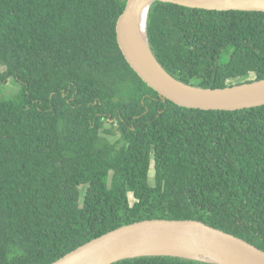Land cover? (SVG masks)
Returning a JSON list of instances; mask_svg holds the SVG:
<instances>
[{"label": "trees", "instance_id": "16d2710c", "mask_svg": "<svg viewBox=\"0 0 264 264\" xmlns=\"http://www.w3.org/2000/svg\"><path fill=\"white\" fill-rule=\"evenodd\" d=\"M127 1L0 0V86L20 85L0 96V264H52L145 220L201 222L264 251V106L163 101L119 48ZM147 38L185 84L264 80V12L154 2ZM107 122L115 143L100 134Z\"/></svg>", "mask_w": 264, "mask_h": 264}, {"label": "water", "instance_id": "95a60500", "mask_svg": "<svg viewBox=\"0 0 264 264\" xmlns=\"http://www.w3.org/2000/svg\"><path fill=\"white\" fill-rule=\"evenodd\" d=\"M154 2L209 11L264 12V0H128L116 24L117 42L125 60L163 101L203 111L264 106V80L212 89L188 85L170 75L153 55L147 38V17ZM141 9L146 10L144 44L138 32ZM213 255L224 257L226 263L213 260ZM152 256L180 257L209 264H264V251L243 239L201 222L184 220H145L122 226L52 264H114Z\"/></svg>", "mask_w": 264, "mask_h": 264}, {"label": "rangeland", "instance_id": "374dc122", "mask_svg": "<svg viewBox=\"0 0 264 264\" xmlns=\"http://www.w3.org/2000/svg\"><path fill=\"white\" fill-rule=\"evenodd\" d=\"M1 69L4 70V68H1ZM0 89H1L0 96L6 97V98H11L14 94H16L20 90V85L17 84L14 80H10L8 83H4L2 86H0ZM110 126H111L110 123L107 122L104 126L105 128L101 131V135L104 136L110 143H114L118 139V136H111L107 132L104 131L105 129L106 130L109 129ZM153 174H154L153 170L151 169V172H150L151 181L153 179ZM86 189H87V186H85V185L80 186L82 199L85 196ZM130 197H131V202H133L134 199H133L132 195H130Z\"/></svg>", "mask_w": 264, "mask_h": 264}, {"label": "bare ground", "instance_id": "6f19581e", "mask_svg": "<svg viewBox=\"0 0 264 264\" xmlns=\"http://www.w3.org/2000/svg\"><path fill=\"white\" fill-rule=\"evenodd\" d=\"M145 13H146V10L145 9H141L139 11V15H138V32L140 33L139 36L141 37L142 36V40L141 42L144 44L145 43V34H144V30H143V23H144V20H145ZM140 23L142 24V29L141 31H139V26H140ZM213 260L215 261H219V262H222V263H226V260L224 259V257L220 256V255H213Z\"/></svg>", "mask_w": 264, "mask_h": 264}, {"label": "flooded vegetation", "instance_id": "af4514ba", "mask_svg": "<svg viewBox=\"0 0 264 264\" xmlns=\"http://www.w3.org/2000/svg\"><path fill=\"white\" fill-rule=\"evenodd\" d=\"M104 128H105V127H102V128L99 130V131H100V134H101V131H102ZM110 128H111V127H110ZM110 128H109V129H110ZM109 129H107V130L105 129L104 131L106 132V131H108ZM107 133H108V132H107ZM108 134H109V133H108ZM109 135H111V136H115V135H113V134H109ZM103 137H104V136H103ZM114 143H115V142H114Z\"/></svg>", "mask_w": 264, "mask_h": 264}]
</instances>
